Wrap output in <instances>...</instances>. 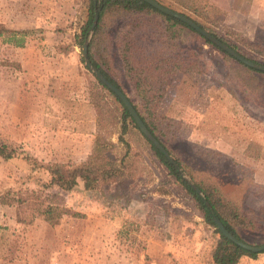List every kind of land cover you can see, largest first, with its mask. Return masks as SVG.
<instances>
[{
    "label": "rangeland",
    "instance_id": "374dc122",
    "mask_svg": "<svg viewBox=\"0 0 264 264\" xmlns=\"http://www.w3.org/2000/svg\"><path fill=\"white\" fill-rule=\"evenodd\" d=\"M162 1L182 11L173 0ZM211 3L227 14L214 26L221 36L241 42L229 32L236 31L264 47V0ZM87 12V0H0V142L11 154L0 155V193L27 196L37 190V178H48L38 162L79 163L99 135L116 144L107 151L110 157L126 152L120 124H113L112 115H99L92 103L97 79L76 39ZM22 31L24 46L9 41ZM200 52L211 67L175 77L157 109L159 134L198 177L224 181L264 225V103L249 100L230 81L232 66L214 47L206 44ZM115 64L123 70L119 56ZM120 80L139 103L132 83L124 75ZM104 99L119 117V101L106 90ZM124 137L132 152L145 156L152 174L101 190H76L70 199L62 193L81 214L65 215L54 225L43 215L28 222L18 202L0 203V264H215V228L141 133L132 129ZM239 232L250 243L264 242V229ZM238 264H264V252L243 256Z\"/></svg>",
    "mask_w": 264,
    "mask_h": 264
},
{
    "label": "trees",
    "instance_id": "16d2710c",
    "mask_svg": "<svg viewBox=\"0 0 264 264\" xmlns=\"http://www.w3.org/2000/svg\"><path fill=\"white\" fill-rule=\"evenodd\" d=\"M158 1L179 11L171 4L162 0ZM173 1L182 8V11L179 12L193 18L199 25L245 57L264 65V61L252 58L240 45L247 44L246 46L250 50H254L264 57V47L261 44L254 43L246 37L243 38L242 34L236 31L229 32L237 35L242 40L241 42H232L219 34L214 26L223 23L227 14L211 3V0ZM87 9V17L81 34L76 37L79 45L83 46L84 42L90 39L89 61L125 94L120 75H124L132 83L139 103L129 97L130 100L147 127L173 155L179 167L171 163L166 155L143 135L122 100L109 90L94 73L97 82L93 83L91 88L93 106L99 115H112L113 124H120L119 140L126 147L125 154L121 157H110L107 151L114 150L116 144L106 143L99 135L96 137L93 150L85 160L79 163L38 162V167L43 169L48 178L46 180L36 179L37 190L27 196L18 193V191L7 190L5 193H0V203L18 202L23 206V212L26 214L25 219L28 222H33L37 215H43L46 221L54 225L59 223L65 215L80 216L81 213L75 211L72 204L66 203V198L62 193L70 199L76 190H101L103 186L121 183L126 178H142L148 173L152 174L145 161V156L141 152H132L134 150H131L130 141L124 137V134L133 129L141 133L144 140L150 144L154 155L165 166L168 174L194 200L205 223L215 228L219 238L212 254L214 263L238 264L243 256L256 257L259 253L247 250L227 238L217 228L215 219L221 220L232 234L244 240L239 229L263 230L264 225L259 220L260 217L232 197L224 187V181H217L210 177H198L192 167L174 154L159 134L157 109L174 83L175 77L204 73L210 69L211 63L200 52L206 44L219 51L223 60L232 66L231 75L233 78L230 81L239 85L240 90L249 100L253 99L264 103V71L245 65L187 23L160 11L144 0H87ZM96 17L97 23L92 29ZM26 33L25 31L14 32L12 33L13 37L15 35L22 37L9 41L16 42L18 46H24ZM117 47H119L118 51ZM115 56L121 58L122 71L115 64ZM86 68L89 69L87 63ZM105 90L109 91L121 104L119 117L113 113L104 99ZM0 155L5 159L11 157L6 145L1 142ZM184 174L188 175L190 180L200 188L201 194L185 178ZM46 198L50 203L45 202ZM250 244L262 245L264 242Z\"/></svg>",
    "mask_w": 264,
    "mask_h": 264
},
{
    "label": "water",
    "instance_id": "95a60500",
    "mask_svg": "<svg viewBox=\"0 0 264 264\" xmlns=\"http://www.w3.org/2000/svg\"><path fill=\"white\" fill-rule=\"evenodd\" d=\"M144 1L148 2L149 4L154 6L155 8L159 9L160 11H162L168 15L174 16V17L182 20L183 22L187 23L193 29H195L196 31L201 33L204 37L209 39L212 43H214L215 45H217L218 47H220L221 49H223L227 53L231 54L236 59H238L239 61L244 63L245 65L253 67V68L258 69V70L264 71V65L263 64L257 63L255 61L245 57L240 52L235 50L233 47H231L230 45H228L227 43L222 41L219 37H216L213 34H211L209 31H207L205 28H203L201 25H199V23H197L193 18L189 17L188 15H186L182 12L176 11L170 7H167V6L163 5L162 3H160L158 0H144ZM96 23H97V17L95 18L92 29L95 27ZM89 43H90V39H87L82 46V53H83V56L85 58L87 65L89 66V68L99 77V79L108 87L109 90L113 91L122 100V102L125 104V106L129 110L132 118L134 119V121L138 125V127H139L140 131L143 133V135L145 137H147L160 151H162L171 163H173L174 165L179 167V165L176 162L173 155H171V153L166 149V147L161 143V141L147 127L146 123L143 121L142 117L140 116V114L136 110V108H135L134 104L132 103V101L130 100L129 96L127 94H125L114 83H112L99 69H97L95 66H93V64L89 61V58H88ZM184 176L188 181H190L191 185L198 191V193L201 194L200 188H198L195 185V183H193L187 175L184 174ZM215 223L217 225V228L227 238H229L230 240H232L236 244L240 245L241 247H243L247 250L253 251V252H257V253H261L264 251V244L252 245L250 243H247L246 241H244V240L236 237L234 234H232L227 229V227L223 224V222L221 220L216 218Z\"/></svg>",
    "mask_w": 264,
    "mask_h": 264
},
{
    "label": "crops",
    "instance_id": "0c3cea01",
    "mask_svg": "<svg viewBox=\"0 0 264 264\" xmlns=\"http://www.w3.org/2000/svg\"><path fill=\"white\" fill-rule=\"evenodd\" d=\"M87 156H88V153L82 159L85 160L87 158ZM82 159H80V160L82 161Z\"/></svg>",
    "mask_w": 264,
    "mask_h": 264
}]
</instances>
